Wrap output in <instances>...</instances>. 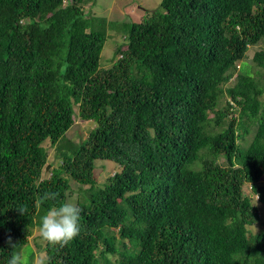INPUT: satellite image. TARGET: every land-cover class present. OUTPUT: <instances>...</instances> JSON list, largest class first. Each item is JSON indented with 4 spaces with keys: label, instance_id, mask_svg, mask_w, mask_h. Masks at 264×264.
I'll use <instances>...</instances> for the list:
<instances>
[{
    "label": "trees",
    "instance_id": "16d2710c",
    "mask_svg": "<svg viewBox=\"0 0 264 264\" xmlns=\"http://www.w3.org/2000/svg\"><path fill=\"white\" fill-rule=\"evenodd\" d=\"M94 1L0 0V264L9 236L31 245L37 197L73 184L80 234L36 240L47 264H264V0H162L140 22Z\"/></svg>",
    "mask_w": 264,
    "mask_h": 264
},
{
    "label": "clouds",
    "instance_id": "9594fccd",
    "mask_svg": "<svg viewBox=\"0 0 264 264\" xmlns=\"http://www.w3.org/2000/svg\"><path fill=\"white\" fill-rule=\"evenodd\" d=\"M58 192L47 191L36 199V206L40 207L46 202H53L40 217L38 227L39 236L54 248L68 246L74 238L80 234L82 209L74 200H61ZM24 215L26 208H19ZM8 246L12 249L7 264H47L45 253L41 252L33 259L30 250L25 249L21 244L14 243L11 236L7 240Z\"/></svg>",
    "mask_w": 264,
    "mask_h": 264
},
{
    "label": "rangeland",
    "instance_id": "374dc122",
    "mask_svg": "<svg viewBox=\"0 0 264 264\" xmlns=\"http://www.w3.org/2000/svg\"><path fill=\"white\" fill-rule=\"evenodd\" d=\"M162 0H96L93 3H90L88 6H86V9L88 12L99 16V17H110V14L114 11V13H119L121 16L128 15L133 19L134 22H140L143 16H145V9L148 11H153L157 9L160 5ZM116 43L112 40H108L105 43L104 50L101 55L100 59V65L102 68H107L108 66V60L112 62L114 57V48L116 47ZM264 99V97L262 98ZM80 125V124H79ZM79 127V126H78ZM78 127H75L70 135L74 136V139L78 138V135L76 133L79 131ZM83 127V128H82ZM81 135L82 139L87 137L88 131L92 129L91 124H85L84 126H81ZM244 146H247V143L243 142ZM44 147L46 148L48 155H49V162L53 163L56 167L57 163L54 160V147L51 145V143L48 141L44 144ZM96 170L94 172L95 179L98 184H103L109 179L111 176L115 174L117 171V167L110 162H96ZM78 185V184H77ZM76 184H73V190L74 195L70 200H74L78 197V187ZM76 194V195H75ZM260 210V216L264 220V207L260 204H257ZM264 229V226L261 227L260 225H255L251 228L252 233H257L261 229ZM36 243L42 244L45 242L38 234V231H34V239L31 242V245L26 247L25 249L30 250V253H34L35 258L39 255L36 254V248L34 246L35 241ZM44 253V252H43ZM34 258V259H35Z\"/></svg>",
    "mask_w": 264,
    "mask_h": 264
},
{
    "label": "water",
    "instance_id": "95a60500",
    "mask_svg": "<svg viewBox=\"0 0 264 264\" xmlns=\"http://www.w3.org/2000/svg\"><path fill=\"white\" fill-rule=\"evenodd\" d=\"M114 57H115V55H114ZM114 57H113V59H114ZM113 61V60H112ZM49 169V167H47V170Z\"/></svg>",
    "mask_w": 264,
    "mask_h": 264
},
{
    "label": "bare ground",
    "instance_id": "6f19581e",
    "mask_svg": "<svg viewBox=\"0 0 264 264\" xmlns=\"http://www.w3.org/2000/svg\"><path fill=\"white\" fill-rule=\"evenodd\" d=\"M225 119V118H224ZM220 154V153H219ZM225 156V155H224ZM32 230V229H31Z\"/></svg>",
    "mask_w": 264,
    "mask_h": 264
}]
</instances>
